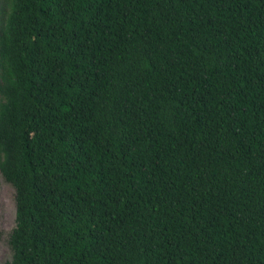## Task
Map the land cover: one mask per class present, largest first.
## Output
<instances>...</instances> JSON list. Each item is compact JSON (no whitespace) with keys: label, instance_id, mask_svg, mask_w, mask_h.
<instances>
[{"label":"trees","instance_id":"obj_1","mask_svg":"<svg viewBox=\"0 0 264 264\" xmlns=\"http://www.w3.org/2000/svg\"><path fill=\"white\" fill-rule=\"evenodd\" d=\"M7 264H264V0H3Z\"/></svg>","mask_w":264,"mask_h":264},{"label":"rangeland","instance_id":"obj_2","mask_svg":"<svg viewBox=\"0 0 264 264\" xmlns=\"http://www.w3.org/2000/svg\"><path fill=\"white\" fill-rule=\"evenodd\" d=\"M4 7L3 0H0V22ZM16 225V203L15 190L7 183L0 174V264H7L11 259L9 236Z\"/></svg>","mask_w":264,"mask_h":264}]
</instances>
